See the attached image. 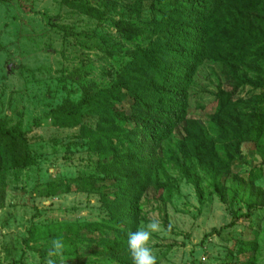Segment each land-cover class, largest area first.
Segmentation results:
<instances>
[{"label": "rangeland", "instance_id": "374dc122", "mask_svg": "<svg viewBox=\"0 0 264 264\" xmlns=\"http://www.w3.org/2000/svg\"><path fill=\"white\" fill-rule=\"evenodd\" d=\"M89 1L102 11V19L77 12L64 0L0 2V120L8 127L19 124L28 138L26 144L17 142L14 166L0 162V264H100L103 259L88 254L87 244L77 245L78 258L56 259L50 252L52 242L40 236L48 235L47 230L59 222L73 236L81 224L108 218L99 194L72 182L79 176L97 175L99 159L79 136L80 126L58 128L51 112L68 97L76 101L86 92L114 83L134 49L150 40L148 35L126 39L117 24L123 21L150 32L162 9L155 0ZM136 2L141 16L135 12ZM255 67L247 71L251 80L258 75ZM263 70L260 66L259 72ZM231 89L221 64L206 60L192 85L197 95L189 108L187 130L195 138L193 144L179 127L159 153L163 157L160 181L145 191L140 215V226L153 220L161 224V231L150 241L157 264H242L251 257L254 264H264L263 206L228 226L233 211H249L246 182L259 169L255 187L264 194V134L259 141L241 142L233 171L224 180L225 202L213 192L204 169L211 164L208 141H214L220 154L224 145L213 131L216 119L242 129L244 115L264 94L261 88L245 86L233 95L243 109L234 103L236 108L215 117V95ZM84 121L95 126L97 118L86 113ZM178 140L185 141L189 175L200 181L201 200L182 175L180 163L185 160ZM224 146V152H231L230 145ZM60 179L65 182L56 184ZM33 229L37 238L30 247ZM214 229L219 232L211 233ZM244 242H255L256 249L238 253Z\"/></svg>", "mask_w": 264, "mask_h": 264}, {"label": "trees", "instance_id": "16d2710c", "mask_svg": "<svg viewBox=\"0 0 264 264\" xmlns=\"http://www.w3.org/2000/svg\"><path fill=\"white\" fill-rule=\"evenodd\" d=\"M5 1L9 0H0ZM155 1L160 5L162 15L152 20L150 32L123 21L117 24L118 31L126 39L143 35L150 39L145 46L138 45L134 49L117 80L110 86L84 93L79 100L68 97L51 112L52 123L58 128L80 126L79 136L99 159L97 175L79 176L72 182L79 189L98 193L108 212L107 219L81 224L73 236L68 229L66 233L67 227L62 222L47 230L48 235L40 233L41 238L51 242L57 238L65 242L66 249L60 256L53 254L51 243L50 252L56 259L78 258L77 245L87 244L88 254L102 257V264H132L127 236L140 226L141 198L145 191L150 184H159L163 159L159 156L160 151L179 127L187 131L189 144L195 140L187 130L188 113L192 98L197 95L192 91L197 70L206 60L219 62L225 79L232 86L230 91L220 90L215 95V117L224 115L229 109H243V105L234 101L233 95L245 86L264 90V70L259 72L260 66L264 68V0ZM64 3L77 12L97 19L103 17L92 1L64 0ZM133 6L141 16L139 4L136 2ZM251 66H256V80H251L247 72ZM262 105L264 94L244 115L246 126L242 129L219 119L214 123L213 131L221 137L219 142L230 145L231 152H224L222 145L220 154L210 139L211 164L204 169L213 192L223 202L226 200L224 180L233 171L234 155L238 154L241 142L259 141L264 134ZM86 113L97 118L95 126L84 121ZM7 124L0 120V162L14 166L17 142L26 144L28 138L19 124L12 127ZM176 142L185 160L180 163L182 175L195 186L201 200L200 181L193 174L189 175L185 141ZM260 175V169L249 174L245 188L250 198L249 211L246 214L233 211L228 226L244 217L249 218L258 206H263L264 211V194L255 187ZM62 182L65 180L60 179L56 184ZM107 187L111 191H104ZM164 188L159 189L160 195ZM52 229L58 231L55 233ZM218 232L214 229L211 233ZM36 234L33 229L30 247H33ZM242 246L238 251L240 254L256 249L255 242H244ZM242 264H254V257Z\"/></svg>", "mask_w": 264, "mask_h": 264}, {"label": "clouds", "instance_id": "9594fccd", "mask_svg": "<svg viewBox=\"0 0 264 264\" xmlns=\"http://www.w3.org/2000/svg\"><path fill=\"white\" fill-rule=\"evenodd\" d=\"M161 231L159 221L153 220L146 225L138 226L135 231H131L127 236V248L132 264H157V256L150 245L154 234ZM66 249V244L62 238L52 241V252L60 256Z\"/></svg>", "mask_w": 264, "mask_h": 264}]
</instances>
